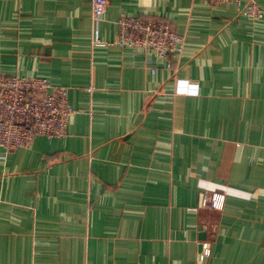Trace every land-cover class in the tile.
Listing matches in <instances>:
<instances>
[{
  "label": "crops",
  "instance_id": "obj_1",
  "mask_svg": "<svg viewBox=\"0 0 264 264\" xmlns=\"http://www.w3.org/2000/svg\"><path fill=\"white\" fill-rule=\"evenodd\" d=\"M108 1L95 24L91 0H0V72L77 110L64 137L0 147V264H264V18ZM122 16L171 23L184 52L114 44Z\"/></svg>",
  "mask_w": 264,
  "mask_h": 264
},
{
  "label": "built area",
  "instance_id": "obj_2",
  "mask_svg": "<svg viewBox=\"0 0 264 264\" xmlns=\"http://www.w3.org/2000/svg\"><path fill=\"white\" fill-rule=\"evenodd\" d=\"M218 5L235 4L243 16L264 18L257 0H207ZM92 19L96 24L107 11L108 0H91ZM114 44L153 52L172 60L182 55L185 37L172 24L158 19L122 16L117 21ZM155 72L154 69H152ZM76 109L68 99V88L56 86L36 75L8 76L0 72V147L7 153L30 147L37 136L60 138L67 135L68 124ZM224 197L204 194L201 208H222Z\"/></svg>",
  "mask_w": 264,
  "mask_h": 264
}]
</instances>
